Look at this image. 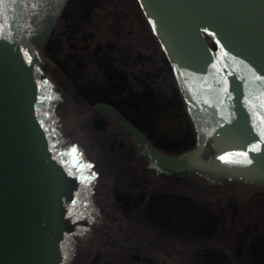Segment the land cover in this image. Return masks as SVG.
Instances as JSON below:
<instances>
[{"label": "water", "instance_id": "1", "mask_svg": "<svg viewBox=\"0 0 264 264\" xmlns=\"http://www.w3.org/2000/svg\"><path fill=\"white\" fill-rule=\"evenodd\" d=\"M139 1L197 121V145L182 154L160 151L110 105L97 108L119 115L168 169L199 159L212 122L247 151L244 156L238 149L243 164L264 178V0ZM41 98L36 51L27 47L17 14L0 0V264H47L57 192Z\"/></svg>", "mask_w": 264, "mask_h": 264}, {"label": "trees", "instance_id": "2", "mask_svg": "<svg viewBox=\"0 0 264 264\" xmlns=\"http://www.w3.org/2000/svg\"><path fill=\"white\" fill-rule=\"evenodd\" d=\"M42 52L62 72L75 101L93 109L85 127L95 140L101 138L99 148L117 157L115 164L120 160L117 211L152 226L166 237L158 242L159 250L182 252L191 264H264V230L231 237L226 247L213 244L220 216L186 195L149 197L138 171L119 157L126 144L112 134L115 122L101 114L100 103L110 105L160 151L182 154L198 142L175 69L139 0H67ZM142 260L153 263L133 253L116 264Z\"/></svg>", "mask_w": 264, "mask_h": 264}, {"label": "rangeland", "instance_id": "3", "mask_svg": "<svg viewBox=\"0 0 264 264\" xmlns=\"http://www.w3.org/2000/svg\"><path fill=\"white\" fill-rule=\"evenodd\" d=\"M5 1L24 27L27 47L36 51L49 103L44 110V125L51 136L50 148L55 152L51 164L57 186V212L50 232L47 264L54 260L58 264H90L93 260L100 264L105 258L116 264L133 253L153 261L142 260L141 264H191L182 252L159 250L158 242L166 237L152 226L138 216L115 209V192L122 178L115 166L120 160L115 164L117 157L108 149L99 148L101 138L95 140L85 127L93 109L75 101L64 86L66 78L62 72L42 52L67 0H40L33 26H27L26 17L35 0ZM100 112L115 122L112 134L116 133L126 144L119 157L138 171L149 197L157 192L187 194L217 213L223 208L227 211V219L213 244L226 247L231 237L251 236L264 230V178L243 164L236 145L212 122H208L207 145L199 159L182 168L168 169L150 155L143 140L138 141L119 115L108 111L106 114L103 109ZM194 123L198 133L195 118ZM126 240H138L140 245L118 246Z\"/></svg>", "mask_w": 264, "mask_h": 264}, {"label": "bare ground", "instance_id": "4", "mask_svg": "<svg viewBox=\"0 0 264 264\" xmlns=\"http://www.w3.org/2000/svg\"><path fill=\"white\" fill-rule=\"evenodd\" d=\"M40 6H41V1L40 0L33 1L32 6H31L30 15L26 17L27 26H29V25L30 26H33L36 23L37 16L39 15V12H38L37 9ZM48 105H49V103L46 100V98H44V99L41 98V107L42 108H48ZM226 137L229 139V141L233 142L238 147V149L243 153L244 156H247L248 155L247 151L240 144H238L236 141H234L231 137H229V136H226ZM52 182H53V185H54V187L56 189L57 186H56V183H55L54 173H53ZM49 238L51 240V237L50 236H49Z\"/></svg>", "mask_w": 264, "mask_h": 264}, {"label": "flooded vegetation", "instance_id": "5", "mask_svg": "<svg viewBox=\"0 0 264 264\" xmlns=\"http://www.w3.org/2000/svg\"><path fill=\"white\" fill-rule=\"evenodd\" d=\"M182 195H186V196H189V197H191V198H193L192 196H190V195H187V194H182ZM194 199V198H193ZM195 200V199H194ZM197 201V200H196ZM205 205V204H204ZM206 206V205H205ZM208 207V206H207ZM211 209V208H210ZM212 210V209H211ZM213 211V210H212ZM216 215H218V216H220L221 217V219H222V226H221V229H220V231L222 230V228H223V226H224V223H225V220L227 219V211L223 208V209H221L218 213L217 212H215V211H213ZM235 215H236V210L235 211H233V221H234V218H235ZM220 231H219V234L218 235H220ZM228 232H230V231H228ZM115 242V241H114ZM134 254H136V253H134ZM138 255V254H137ZM98 257V256H97ZM96 257V258H97ZM108 260L109 259H107V258H105L104 260H102L101 261V263L100 264H105L106 262H108ZM94 261H96V260H93L90 264H94Z\"/></svg>", "mask_w": 264, "mask_h": 264}, {"label": "snow or ice", "instance_id": "6", "mask_svg": "<svg viewBox=\"0 0 264 264\" xmlns=\"http://www.w3.org/2000/svg\"><path fill=\"white\" fill-rule=\"evenodd\" d=\"M75 151V150H74ZM221 159H224L223 157H221ZM88 167H91V165H88Z\"/></svg>", "mask_w": 264, "mask_h": 264}]
</instances>
